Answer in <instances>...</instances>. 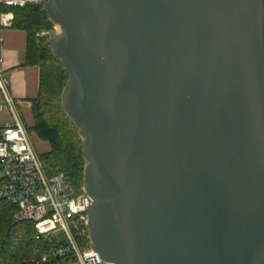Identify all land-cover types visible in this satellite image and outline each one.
<instances>
[{
  "label": "water",
  "instance_id": "obj_1",
  "mask_svg": "<svg viewBox=\"0 0 264 264\" xmlns=\"http://www.w3.org/2000/svg\"><path fill=\"white\" fill-rule=\"evenodd\" d=\"M68 79L107 264H264V0H34Z\"/></svg>",
  "mask_w": 264,
  "mask_h": 264
},
{
  "label": "built area",
  "instance_id": "obj_2",
  "mask_svg": "<svg viewBox=\"0 0 264 264\" xmlns=\"http://www.w3.org/2000/svg\"><path fill=\"white\" fill-rule=\"evenodd\" d=\"M30 1L34 0H0V28H12V8L25 7ZM46 35L43 32L37 36ZM0 93V112L7 110L11 118L9 122L0 121V199L15 206L14 220L30 223L36 238L56 242V257L71 256L72 264H107L89 244L86 193L77 191L65 173L49 171L50 162L34 148L18 105L7 90L1 66ZM61 233L64 237L58 241Z\"/></svg>",
  "mask_w": 264,
  "mask_h": 264
},
{
  "label": "trees",
  "instance_id": "obj_3",
  "mask_svg": "<svg viewBox=\"0 0 264 264\" xmlns=\"http://www.w3.org/2000/svg\"><path fill=\"white\" fill-rule=\"evenodd\" d=\"M12 10L15 13L13 28L27 33L26 65H36L40 69L39 93L31 100L34 125L28 132L50 144V152L42 155L50 162L49 171L65 173L80 191L85 167L82 139L61 104L68 76L51 51L50 43L37 36L41 30L50 29L52 23L39 6L27 5ZM2 186L0 179V190ZM15 212V206L0 199V264H72L71 256H55L58 246L54 240L38 239L30 223L16 222ZM45 255L47 258L43 261Z\"/></svg>",
  "mask_w": 264,
  "mask_h": 264
},
{
  "label": "crops",
  "instance_id": "obj_4",
  "mask_svg": "<svg viewBox=\"0 0 264 264\" xmlns=\"http://www.w3.org/2000/svg\"><path fill=\"white\" fill-rule=\"evenodd\" d=\"M26 55V31L13 27L0 28V66L7 81V90L19 109L24 106L31 109V100L39 93L40 69L36 65H26ZM5 119L0 117V121L9 122L10 115Z\"/></svg>",
  "mask_w": 264,
  "mask_h": 264
},
{
  "label": "rangeland",
  "instance_id": "obj_5",
  "mask_svg": "<svg viewBox=\"0 0 264 264\" xmlns=\"http://www.w3.org/2000/svg\"><path fill=\"white\" fill-rule=\"evenodd\" d=\"M53 29V27H51L50 29H44L41 30L40 33H47L46 36H43V40L45 42H50L49 40V31ZM3 102V101H2ZM18 114L21 117L22 121L24 122L25 126L29 129L30 127H33L34 125V119H33V114H32V109H29V107L24 106L22 108H18ZM9 115V112L3 111L0 112V117L3 120H6V116ZM22 115V116H21ZM30 137H31V141L33 143L34 148L36 149V151L39 153V155H44L50 152L51 150V146L48 142H44L42 141L35 133H30ZM51 158V157H50ZM2 176V173L0 171V177ZM63 234H59L57 236L58 241H62L63 239Z\"/></svg>",
  "mask_w": 264,
  "mask_h": 264
}]
</instances>
